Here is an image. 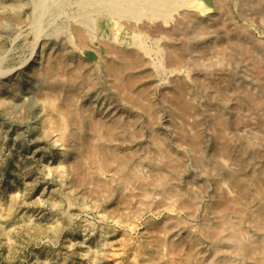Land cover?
I'll return each mask as SVG.
<instances>
[{"label":"rangeland","instance_id":"1","mask_svg":"<svg viewBox=\"0 0 264 264\" xmlns=\"http://www.w3.org/2000/svg\"><path fill=\"white\" fill-rule=\"evenodd\" d=\"M39 1L0 0V264H264V0H170L126 18L106 0ZM196 1L206 66L172 65L153 26ZM121 49L142 104L107 71ZM64 98L69 138L51 121Z\"/></svg>","mask_w":264,"mask_h":264},{"label":"bare ground","instance_id":"2","mask_svg":"<svg viewBox=\"0 0 264 264\" xmlns=\"http://www.w3.org/2000/svg\"><path fill=\"white\" fill-rule=\"evenodd\" d=\"M38 1L39 0H37V2ZM85 1H87L89 3L90 0H85ZM106 2L108 4L112 5V7L110 6L111 8L109 7V10H112L113 13L117 17H120V18H126L131 14L133 16H138V15H140V12L144 9H146L147 13H149L151 16L158 17L159 14H166L167 13L168 8H161V6L168 7L170 4V0H106ZM35 3H36V1H35ZM88 3L82 5L80 7V9L78 10V15L81 18V20L79 21L80 25H84L89 21L86 17V15L88 14V11H89L88 10V8H89ZM218 6L222 7L223 3L219 1ZM40 7H41V5H40ZM192 7H194L195 13L194 12H188L187 10H185L183 13V16L185 18L179 19L172 26H170L168 28L164 27V25L160 24V23H155L153 26L154 31H156V30L162 31L167 36V40L164 42L165 43L164 44L165 45V54L168 58L167 60L169 62H171L172 65H182V63H184V64L187 63L188 65L189 64L197 65V66H204L205 65L203 60L201 59V55L203 54V52L200 48L197 49V47L199 44L201 45V43H203L205 37H207L211 33V30H210V28L202 26L201 18L197 15V13L200 11L199 9H202L201 2H199V1L194 2ZM36 9H37V7H36ZM38 9H40V8H38ZM183 21H185V22H183ZM216 23L217 24L219 23V27L220 26L222 27L223 34L225 35L226 39L227 40L230 39V36H229V30L230 29L227 27L226 23L223 21L222 22H216ZM180 28L184 29V31H186L188 34L186 37H182V40L174 41L173 39L180 36L179 35L181 33ZM211 28H213V27H211ZM77 29H78L77 30L78 31V37H83L85 34L81 30V27H78ZM235 33L238 36H242V35L245 36V30H243V28H239ZM115 48H116V46H115ZM59 50L60 51L56 55H58V58H62V56L64 55V48L59 49ZM129 51H130L129 49L119 50L118 53H116L117 54L116 57L114 59L109 60V62H107L106 68H107V71L109 73H111L114 77V87L117 89V91H119L121 94H123L124 98L127 99V101L142 104L141 96L146 94V90L139 89L136 92L132 91L131 87L134 85V82L136 81V78H135L136 76L134 77V75L129 74V70L131 69V64L128 63L127 61H124V57L126 54H128ZM131 56H129V57H131ZM41 72L43 75L51 74V67H50L49 60L46 61L45 66L43 68V71H41ZM130 73H131V71H130ZM214 80H215L214 77L213 78L210 77V80L208 83H213ZM48 84H49V86H55L57 88H61L62 86H65L64 82L61 79H56V78L50 79V81H48ZM90 84L92 85V82ZM75 87H76V89L81 88L82 87L81 81H78L77 83H75ZM41 96L43 97V99H49V93H48L47 89H44L42 91ZM171 98L175 104H178L177 109L179 112H182L186 109L187 101L180 98L178 96V94H176V95L172 94ZM68 101L69 100L67 98L66 99L64 98V101L61 100V101L57 102L55 104L53 111H52V118H51L52 124L55 127L59 128L60 130L62 129L63 131H61L60 133L62 134V137H66V138H69L70 136L72 137L73 135H75L69 129L70 124L73 121L75 115L73 116V114H71L73 108H72L71 104H68ZM86 113H87V111H86ZM110 123H111V121H110ZM103 130H104V128H103ZM110 131L108 133H110ZM103 135H105V133ZM110 135L112 137H116L117 133L112 132ZM107 136H109V135H107ZM99 140H101V139H99ZM116 140H119V142H120V139L116 138ZM189 140L194 142L195 139L193 137H191ZM125 156L118 158V162H116L118 165L117 164L114 165L115 166L114 170H112L113 172L116 173L118 180L122 184L127 181V177H128L127 174L129 173V172H125V170H124L125 167H127V169H129V167L126 166V161H127L126 158L127 157H125ZM156 158H158V157H156ZM129 160H131V159H129ZM100 165L104 166L105 161L102 160L100 162ZM136 168H137V166H136ZM160 170H162V169H160ZM132 173H134V172H132ZM168 174H170V172ZM168 174L166 173L167 176H168ZM224 221H225V219H221V220H219V223H223ZM229 238L235 240L234 233H231Z\"/></svg>","mask_w":264,"mask_h":264}]
</instances>
